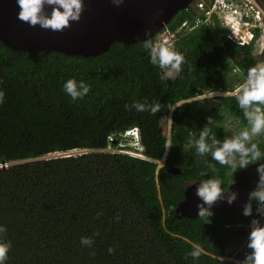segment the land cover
Wrapping results in <instances>:
<instances>
[{"label": "trees", "instance_id": "trees-1", "mask_svg": "<svg viewBox=\"0 0 264 264\" xmlns=\"http://www.w3.org/2000/svg\"><path fill=\"white\" fill-rule=\"evenodd\" d=\"M190 17L180 10L167 26L174 30ZM148 43L153 38L113 41L105 53L83 56L11 49L0 40V163H9L0 167V225L6 229L0 241L11 243L5 264H238L221 258L231 245L224 228L249 224L255 202L251 216L240 206L213 210L209 221L180 216L175 207L189 181L207 173L227 187L238 170L232 179L227 166L213 161L209 168L189 146L190 134L207 117L217 140L232 135L220 123L224 116L238 127L246 124L236 97L188 99L231 87L258 60L251 46L227 39L218 24L201 26L178 38L182 70L166 78L150 63ZM68 78L89 85V93L72 101L62 88ZM178 102L166 132L164 118ZM135 103L161 108L137 111ZM132 127L139 129L146 159L103 151L109 145L129 150L123 134ZM261 135L252 142L264 151ZM70 149L88 151L46 157ZM82 236L92 237L91 247L80 244ZM193 244L203 249L195 260L187 255Z\"/></svg>", "mask_w": 264, "mask_h": 264}, {"label": "clouds", "instance_id": "clouds-1", "mask_svg": "<svg viewBox=\"0 0 264 264\" xmlns=\"http://www.w3.org/2000/svg\"><path fill=\"white\" fill-rule=\"evenodd\" d=\"M121 2L122 0H113V3L117 5ZM16 4L19 9L17 19L27 22L29 26L39 25L41 28L53 31H62L70 26V22L78 21L84 8V0H16ZM146 48L149 51L150 63L161 69H168L170 73L180 74L181 66L184 63V55L180 51L170 44L159 42L155 44L148 43ZM237 80L243 82L236 87V96L232 97H236L237 105L242 110L246 124L241 127L238 133L229 135L223 140H217L212 135V130L206 126L213 122L211 117H207L205 126H202L198 133L190 134L188 144L194 148L197 157L209 168L212 167L213 161L219 165L229 167L232 179L233 173L237 169L247 168L250 165V160L258 161L256 168L258 180L255 187L248 194V202L243 206L242 214L251 216L253 213L252 205L255 202L256 209L254 211L258 213L260 218H254L250 221V225H244L249 226L248 229H250L247 235L246 247L251 251L246 252L238 264H264V169L259 167L260 164H264V151L261 150L257 142H252L253 137L264 134V64L249 66L245 78ZM62 88L72 101L82 99L90 91L89 85L83 81H77L75 78H68L64 81ZM210 95H216V92L213 91ZM193 98L191 99L193 100ZM3 100L4 92L0 90V103ZM132 107L137 111L147 109L152 113H157L161 105L159 103L154 105L135 103ZM124 136L129 138L126 139L128 142H125L130 147L131 152L137 155L143 154V145L140 143V132L137 127L125 130ZM75 150L79 153H73ZM107 150L118 151V148H111L109 145L103 149V151ZM69 151L71 152L70 155H76L88 150L70 149L64 152ZM135 154L133 156L138 157ZM3 165L5 166V163ZM233 183L234 180L230 185ZM230 185L225 187L222 178L218 175L209 177L207 173H204V179L197 183L195 188V195L202 202L197 204V215L206 217L209 221L212 215L211 206L216 201L226 200L227 203L231 204L236 199L237 193L230 190ZM5 230L4 226L0 225V232ZM80 244L91 247L93 239L92 237L82 236ZM10 247V241H0V264H5ZM113 251L112 247L108 248L109 253ZM202 252L203 249L199 244H193L187 255L195 260L201 256Z\"/></svg>", "mask_w": 264, "mask_h": 264}, {"label": "water", "instance_id": "water-1", "mask_svg": "<svg viewBox=\"0 0 264 264\" xmlns=\"http://www.w3.org/2000/svg\"><path fill=\"white\" fill-rule=\"evenodd\" d=\"M193 0H122L120 4L113 0H84V8L78 21L70 22V26L62 31L37 26H29L27 22L17 19L18 6L16 0H0V40L11 49L20 50H51L69 55L96 56L105 53L113 41L137 43L152 39L164 26L172 20L176 13L185 9ZM181 102V101H180ZM176 103L170 108V120ZM125 133V131H124ZM124 135V134H123ZM169 138V133L167 135ZM49 157L59 156L49 154ZM64 156V155H61ZM70 156V151L68 152ZM25 160L14 161L22 162ZM165 162L163 156L159 166ZM245 169H238L230 190L237 193L231 203L218 200L211 206V211L232 212L248 202V194L258 180L256 171L258 161L254 160ZM7 163H5V166ZM3 163H0V167ZM259 167L264 169V164ZM169 172L178 173L177 167L167 166ZM189 181L184 191V198L177 204L175 211L180 216L196 217L197 204L202 203L195 195L197 183ZM231 232V239L247 234L244 225H232L224 229ZM247 242V241H246ZM246 243L244 251L246 250ZM226 255V254H225Z\"/></svg>", "mask_w": 264, "mask_h": 264}, {"label": "built area", "instance_id": "built-area-1", "mask_svg": "<svg viewBox=\"0 0 264 264\" xmlns=\"http://www.w3.org/2000/svg\"><path fill=\"white\" fill-rule=\"evenodd\" d=\"M183 10L188 11L191 17L183 20L174 30L167 25L164 26L154 35L153 44L159 42L170 44L175 48L180 36L201 26L218 24L224 30L227 39L240 46H251L253 54L258 59L257 64H264V0H193ZM231 70L239 71L236 66H233ZM163 71L164 77H175L174 72L170 73L168 69ZM242 82L236 81L231 87L202 91L195 97L211 99L217 96H236L235 89ZM213 91L216 95H210ZM118 152H125L132 156L135 154L123 149H118ZM52 153L59 156L68 155V152L55 151ZM73 153H79V151L75 150ZM48 155L46 157H49ZM137 156L146 159L144 154ZM254 213L256 215L252 219H259L258 213L256 211Z\"/></svg>", "mask_w": 264, "mask_h": 264}, {"label": "rangeland", "instance_id": "rangeland-1", "mask_svg": "<svg viewBox=\"0 0 264 264\" xmlns=\"http://www.w3.org/2000/svg\"><path fill=\"white\" fill-rule=\"evenodd\" d=\"M236 81H239V80H236ZM194 101H202V99L198 98V97H194L193 98ZM192 101V99H191ZM220 123L223 124L228 133L229 134H233V133H238V131L241 129V127H238L239 124L236 123L233 118L229 115H226L224 116L221 120H220ZM238 124V125H237ZM163 128H164V131H168V128H169V118H164V121H163ZM262 137H264V134L261 135ZM131 137V136H130ZM129 139L128 137H124V139ZM258 137H253L252 140L256 139ZM128 142V141H126ZM127 145V144H126ZM160 165V164H159ZM226 254V255H225ZM223 256H221L222 259H233L235 260L237 263H239V261H241L243 259V256H235V249H232V250H228L226 253H225Z\"/></svg>", "mask_w": 264, "mask_h": 264}, {"label": "flooded vegetation", "instance_id": "flooded-vegetation-1", "mask_svg": "<svg viewBox=\"0 0 264 264\" xmlns=\"http://www.w3.org/2000/svg\"><path fill=\"white\" fill-rule=\"evenodd\" d=\"M230 226H232V225H230ZM227 227H229V226H227ZM227 227H225V228H227ZM248 231H249V229H248ZM224 233L231 240V245H230L229 249L230 250L235 249V256H240V257L243 256L245 254V251L243 248H244V245L247 241V234L240 235V237L236 238V240H235V239L230 238L232 235H231V232H229L227 229L225 230Z\"/></svg>", "mask_w": 264, "mask_h": 264}, {"label": "bare ground", "instance_id": "bare-ground-1", "mask_svg": "<svg viewBox=\"0 0 264 264\" xmlns=\"http://www.w3.org/2000/svg\"><path fill=\"white\" fill-rule=\"evenodd\" d=\"M239 71H237V72H233V70H231L230 71V73L232 74V75H235V74H237Z\"/></svg>", "mask_w": 264, "mask_h": 264}]
</instances>
